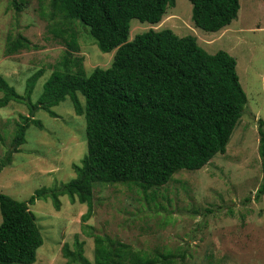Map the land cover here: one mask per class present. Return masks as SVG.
<instances>
[{
  "label": "trees",
  "instance_id": "16d2710c",
  "mask_svg": "<svg viewBox=\"0 0 264 264\" xmlns=\"http://www.w3.org/2000/svg\"><path fill=\"white\" fill-rule=\"evenodd\" d=\"M193 21L209 32L220 31L238 18L241 0H190ZM176 0H51L49 32L67 49L36 103L33 89L43 71L27 82L26 96L0 74V108L26 103L58 117L53 106L71 98L75 112L85 115L87 153L73 164L77 176L68 183L42 187L21 201L0 193V264H33L44 244L41 227L31 205L51 198L62 207L61 196L89 205L93 213L98 184H136L143 189L161 187L176 173L199 170L218 153H226L240 122L248 95L240 81L237 60L229 52L211 53L194 35L173 29L151 28L130 39L132 19L160 23ZM61 17V19H57ZM52 22V23H51ZM77 23L88 28L102 52L115 50L111 66L96 67L88 75ZM19 33L8 36L5 52L14 55L33 48ZM85 98V105L79 97ZM32 115H20L12 147L0 170L13 161L27 140L31 125L43 127ZM263 177L256 200L264 195V119H259ZM0 122V139H3ZM94 260L84 242L64 244L63 254L74 264H178V253L156 248L154 253L135 248L108 234H93Z\"/></svg>",
  "mask_w": 264,
  "mask_h": 264
},
{
  "label": "rangeland",
  "instance_id": "374dc122",
  "mask_svg": "<svg viewBox=\"0 0 264 264\" xmlns=\"http://www.w3.org/2000/svg\"><path fill=\"white\" fill-rule=\"evenodd\" d=\"M49 13L51 0H0V74L26 96L28 79L43 71L31 95L34 103L67 49L49 32ZM192 16V2L176 0L160 23L132 19L130 39L151 28H170L180 36H196L211 53L225 50L236 58L248 103L226 153L216 154L202 169L179 171L161 187L98 184L87 221L88 204L63 195L57 210L51 198L37 199L31 209L44 244L33 264H74L62 249L66 243L75 248L78 240L94 260L93 234H108L149 253L156 248L176 252L178 264H264V195L255 198L263 177L258 127L264 119V0H241L238 18L217 32L197 27ZM77 25L81 51L75 54L84 56L88 75L98 66H111L115 50L102 52L88 28ZM19 33L33 48L7 55L8 36ZM52 109L58 117L39 107L31 113L24 102L0 108V163L12 147L21 114L43 122L28 128L21 151L0 170V193L24 201L42 187L61 186L77 176L73 164H81L88 149L85 115L75 112L69 97Z\"/></svg>",
  "mask_w": 264,
  "mask_h": 264
}]
</instances>
